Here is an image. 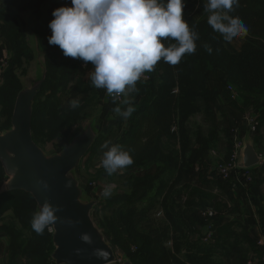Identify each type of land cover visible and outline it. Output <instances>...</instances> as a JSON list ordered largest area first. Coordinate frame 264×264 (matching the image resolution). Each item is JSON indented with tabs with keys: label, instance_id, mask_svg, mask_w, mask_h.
Masks as SVG:
<instances>
[{
	"label": "trees",
	"instance_id": "1",
	"mask_svg": "<svg viewBox=\"0 0 264 264\" xmlns=\"http://www.w3.org/2000/svg\"><path fill=\"white\" fill-rule=\"evenodd\" d=\"M206 2L207 0H185L184 19L200 37L196 41V52L186 54L176 66L159 62L154 71L146 73V80L137 82L138 91L131 94L135 111L128 118V127L117 139V144L131 150L134 163L130 166V171L133 167L143 168L148 173L151 169L158 171L155 176L146 174L149 177V185L138 198L147 199L149 202L159 193L162 197V208L171 221L170 224L180 222L182 225L184 219H190L192 209L189 205L191 203L196 207V198L201 199L197 205H205L203 200L207 193L201 189L194 188L192 197L187 199L183 206L177 201L180 190L172 191L173 186H169L165 194L161 193L163 181L160 176L168 173L173 177L184 169L188 172L193 168L191 156L186 160L174 145L178 141L181 143L182 138H187L185 129L181 127L188 116L198 111L196 101L199 98L211 100L217 93V87L206 81L207 74L218 68L224 75L218 81L222 83V94L225 98L231 104H236L238 100L230 99L234 90V99L239 97L246 102L253 101L260 109L259 120L264 116V0H239V7L231 15L241 17L249 25V31L244 35L240 46L230 50L224 46L223 37L208 24L209 13L204 11ZM51 3L52 0H0V32L8 52V61L0 81V117H3L1 130H7L11 125L15 98L21 88L18 70L24 64L28 65L35 57L24 30L20 28L19 15L15 10L30 8L34 12H41L46 23ZM46 27L45 24V29L36 33L38 48L43 52L44 78L32 100L30 128L35 143L49 141L58 136H68L66 134H69L75 123L91 116L89 106L93 104L95 96L101 95L100 89L92 85L90 78H85L86 68L93 65L89 63L83 67L82 60L65 57L58 46L50 45L49 37L52 33ZM206 44L212 48L211 53L205 49ZM68 83L71 84L69 88ZM223 84H230L234 89L227 90ZM66 88L69 94L80 101L79 107L73 109L70 103H61L57 94ZM109 100L113 102L114 108L121 107L118 106L119 101L114 102L113 98ZM117 119H109V123L115 121L120 128L124 120ZM177 119L180 123L179 131L182 133L180 138H176L175 130L172 129ZM108 128L109 126L104 129ZM102 130L98 131L99 134L90 147L97 146ZM213 139L214 136L209 135L203 142L207 145ZM172 141H175V144ZM166 147H169L170 151L164 153ZM202 166L206 167L204 164ZM204 167L201 168L203 172L207 169ZM253 177L251 173L249 185L255 183ZM5 178L0 162V184ZM137 191V188H133L130 193L119 196L118 201L127 200L129 194L135 197ZM193 194L198 197L195 198ZM150 207L152 206L146 208L149 210ZM9 209L12 210V216L3 222L2 218ZM36 211V201L30 193L16 189L0 192V232L9 240L6 246L7 264H55L51 258L54 249L51 233L46 229L43 235H38L32 228L31 221ZM194 224V221L191 224L185 223L190 226V230L181 232L179 236L174 229L171 235L164 234L166 238L163 240L155 241L148 234L142 233V238L132 239L135 250L128 254V261L130 264H181L179 261L175 262L176 253L181 246L203 250L210 240L199 244L187 239L190 232L196 231ZM125 226L129 231V226ZM194 234L191 233L190 237ZM167 239L171 240L170 248L165 246Z\"/></svg>",
	"mask_w": 264,
	"mask_h": 264
},
{
	"label": "clouds",
	"instance_id": "2",
	"mask_svg": "<svg viewBox=\"0 0 264 264\" xmlns=\"http://www.w3.org/2000/svg\"><path fill=\"white\" fill-rule=\"evenodd\" d=\"M184 7L185 0H167L166 3L164 0H71V6L54 10V19L49 24L52 30L49 44L58 46L65 57L80 59L85 65L91 63L92 85L106 89L114 102L127 105L124 110L114 109L127 120L135 111L131 94L138 91L137 82L146 78V73L154 71L161 61L176 66L186 54L196 52V41L200 37L184 19ZM238 7L239 0H207L205 3L208 24L229 43L249 31V25L241 17L231 15ZM205 49L212 52L207 44ZM70 106L77 108L80 101L73 99ZM102 147L107 150L101 164L108 175L134 163L130 149L111 142H105ZM38 184L48 188L45 181ZM66 187H71L70 181ZM114 190L115 185L109 184L102 195L110 197ZM59 210V205L54 207L45 200L33 215V230L38 235H43L46 229L51 231L60 219L56 215ZM81 239L93 243L88 233L82 234ZM93 255L104 258L106 253L94 249Z\"/></svg>",
	"mask_w": 264,
	"mask_h": 264
},
{
	"label": "rangeland",
	"instance_id": "3",
	"mask_svg": "<svg viewBox=\"0 0 264 264\" xmlns=\"http://www.w3.org/2000/svg\"><path fill=\"white\" fill-rule=\"evenodd\" d=\"M67 1L66 6H71V0H65ZM64 3V2H63ZM52 8V7H51ZM55 9H50L47 22L45 23V18L42 15V18L39 19L34 25L32 26V20H27V26L20 27L24 30L25 34L27 30L29 40L32 44V46H35L33 50L35 51V58L33 60H30L27 64H24L19 70V81L21 88H30L32 84L35 82L36 77L38 76V73L42 72V65H43V52L40 51L41 49L38 48L37 41H35V35L38 32H42L46 28L48 30L49 25V17L51 13ZM209 15V14H208ZM2 23V21H0ZM0 23V24H1ZM29 24V25H28ZM50 30V29H49ZM35 35H34V33ZM33 35L35 36L33 38ZM32 38L34 40H32ZM244 39V35L241 37H236L232 42H226L224 41V46L227 49H234L238 48L240 44L242 43ZM31 46V45H30ZM6 48L5 40L0 32V81L3 71L6 68V64L8 61V52H2L1 50H4ZM217 55L220 57V54L217 53ZM82 66V62H81ZM88 67L86 68V70ZM94 71L93 66H91L90 71L85 74V78H90V73ZM222 76H224L218 68H215L214 71L207 74L206 81L208 84H214L219 92H220V86L222 83L218 81V79H222ZM144 80V79H141ZM71 84L68 83L67 87L69 88ZM209 85V86H210ZM230 84H223V87L227 90H233L234 88ZM68 88L63 90V92H59L57 95L59 96V100L62 104H69L73 99V95L68 93ZM18 91V92H19ZM17 92V93H18ZM101 95L99 97L95 96L92 100V103L89 106V112L91 113V116L86 117L85 119H81L77 123L74 124L73 129L69 132V134H66L68 136H58L53 138L49 141H43L35 143L38 146L39 151L41 152L42 156L47 160H55L58 158H66L71 154V150H74L75 148H78L82 141H79V135L82 133V130L84 127H86L88 124L92 128L96 127V135L99 134L98 131L102 130V135L100 136V140L97 142V146L95 148L88 147L82 155L79 156V158L75 161V164L72 165L71 171L69 175H71L72 181H71V188H76L79 197V202H82L83 205L89 206L88 210H86V216L90 219L92 225L96 228V230L99 231L103 242L112 248L114 256H120L123 258V260L128 261V254L134 252L135 247L132 244V239L134 238H142V233H146L150 236V238H153V240H163L166 238L164 234L172 233L174 229H176V224H170V220L166 217V214L162 208L161 205V195L159 196V193L157 194V197H154L153 201L145 200V202H142L139 200V195L141 192H143L144 188L149 185V177L148 176H154L158 174V171H154L155 169H151L148 173L147 170L140 168V167H133L131 171L129 170L130 167L119 171L113 175H108V173L103 168L101 161L103 159V154L107 149H104L102 146L105 142H111L112 144H117V139L120 138V136L123 134V127H125V120L122 116L118 115L114 112V105L113 102L109 99L112 97L107 93L106 89H100ZM234 90L232 91V93ZM57 96V97H58ZM235 98V96H234ZM243 98L237 97L236 105H230L232 109V115L228 116L227 120L223 123L228 124V122H234L240 121V125H243V122L246 119L253 118L255 121L257 120L258 126L256 130L252 133L248 130L247 125L246 128L243 127L241 130V133H245V135L242 137L241 140V147L245 144V142H250L254 139H257L256 137L258 132H263L264 127L259 131V112L260 109H258V105L255 104L253 101L246 102L245 100H242ZM206 100V99H205ZM208 101L203 102L200 98L196 101L197 107L201 110V113L195 112L194 114L188 116L181 128L185 129V136L187 137L182 138L181 143L178 141L176 142L175 147H178L177 150H179V153L183 155L186 160L190 157V152L194 148L205 147L204 144V138L207 137L208 131L203 130L205 128L203 126V121L212 119L213 118H220L221 113L217 114L215 113H204V109L207 108L205 105L209 103L211 107H217V102H213L210 99H207ZM199 104V105H198ZM121 105V109L124 110L127 105L119 103L118 106ZM230 110V109H228ZM264 110V109H263ZM199 111V110H198ZM262 111V110H261ZM212 114V115H211ZM235 114H238L235 116ZM239 116V117H238ZM120 119L124 120L122 121L120 128L114 121L113 123H109V119ZM117 119V120H118ZM241 119V120H240ZM3 121V117H0V124ZM92 121V123H91ZM202 123L203 128H199L196 124ZM264 123V120H263ZM231 124V123H230ZM179 119L175 121V123L172 126V129L175 130V136L176 138L181 137V131H179ZM196 125V127H195ZM109 126L108 130H105L104 128ZM225 127V126H224ZM222 130L227 133L225 128H222ZM4 130L0 129V133H2ZM220 133L222 131L220 130ZM251 138V139H250ZM236 143H238V140L234 139ZM262 140V139H261ZM263 141V140H262ZM175 142V141H174ZM172 141V143H174ZM231 142V141H230ZM187 143V144H186ZM251 143V142H250ZM164 144V142H163ZM175 144V143H174ZM200 144V145H199ZM231 145V144H230ZM235 142L233 141L232 149L234 148ZM252 147L253 144L251 143ZM185 147V149H183ZM255 150V147H253ZM172 149V147H171ZM169 150V147H166L164 149V153H167ZM184 151V152H183ZM256 151V150H255ZM226 153V152H225ZM12 159V157L10 156ZM225 161H219L216 162V168L219 164L224 163ZM185 167V166H184ZM196 166L194 165L193 168ZM204 166H202L203 168ZM207 167V166H206ZM204 167V168H206ZM198 169V168H197ZM185 171V169H184ZM195 174L197 172H193ZM198 171V170H197ZM201 172L203 171L200 170ZM208 171L207 169L204 171ZM132 175H131V173ZM148 173V174H147ZM151 173V174H150ZM146 174L148 176H146ZM251 174V173H250ZM162 178V188L163 190L161 193L166 192L169 186H173L172 191H175L179 187L178 185H175V174L173 177H170L168 173H163L161 176ZM184 180H188L187 182H196L200 183L198 181L199 177L194 179L193 176L189 177L187 174L183 175ZM8 177L1 182L0 189L3 183L7 181ZM147 179V180H146ZM229 179V178H228ZM144 180H146L144 183H142ZM190 180V181H189ZM148 183V184H147ZM109 184L115 185V190L113 194L110 197L105 198L102 193L105 187H107ZM182 184V181H181ZM143 185V187H142ZM183 187V186H182ZM133 188H137V194L134 197H131L129 194V198L127 200H121L118 201L119 196L126 195L130 193V191ZM248 189V188H246ZM245 189V190H246ZM131 197V198H130ZM196 204L200 203L198 200H195ZM214 206H211V208L206 207V205H197L199 211L204 209H216L218 204H211ZM147 206H152L149 208V210L146 208ZM147 209L145 211L144 209ZM121 209V210H120ZM121 211V213H119ZM12 216V210L9 209L5 213L4 217L2 218V221L5 222L8 220V217ZM129 226L130 230H126V226ZM198 225V224H197ZM147 228L144 229V228ZM182 227V226H181ZM202 230H198L199 233L204 234L206 231V227H201ZM145 230V231H144ZM147 231V232H146ZM148 238V237H147ZM2 244V243H1ZM165 246L167 248L171 247V240L165 241ZM4 248V246H3ZM6 248V247H5ZM6 250V249H4ZM6 252L2 251V262L5 260ZM124 261V262H125ZM2 262L0 264H2ZM7 264V262H6Z\"/></svg>",
	"mask_w": 264,
	"mask_h": 264
},
{
	"label": "crops",
	"instance_id": "4",
	"mask_svg": "<svg viewBox=\"0 0 264 264\" xmlns=\"http://www.w3.org/2000/svg\"><path fill=\"white\" fill-rule=\"evenodd\" d=\"M66 4L67 1L65 2V0H52L51 9H57L66 6ZM15 11L19 15L20 27L23 28L27 26L28 19L32 20V26L34 27L35 23L42 18L41 12H34L30 8H16ZM25 31L28 44L29 46L31 45L30 47L33 50L35 46H32L28 39L27 30ZM34 35L33 38L36 36ZM33 38L32 40H34ZM35 41H37L36 37ZM1 51L6 52L7 50L4 49ZM33 53L36 55L34 50ZM90 69L91 67L85 71L86 74ZM219 89L220 92L217 88L215 97L211 99V101L217 102L218 106L211 107L209 102L205 105L207 108L204 109V113L217 114L218 112L221 113V117L213 118V120L202 119L205 128L202 127V123L196 124L199 128L208 131L207 137H209V135L214 136L213 141L207 145L205 144V147L202 149L194 148L190 152L192 166H196V170L194 168L192 169L194 170L193 172L197 173L193 174L191 170L175 174V185H178L180 182L177 186L179 187L178 190H180L177 198V201L179 200L180 202L179 204L183 206L184 202L192 197V190L196 188L207 193V196L203 200L206 207L211 208V206H214L211 205L212 203L218 204L219 206L214 210L212 209L215 216L205 220L200 215L201 210L199 211L198 207H194V205L190 203L189 206H191L190 208L192 209L190 219H184L182 221L184 225H181L180 222L176 224L175 228L177 234L180 236L181 232L190 230V226H186L185 223L191 224V222L193 223L194 221L196 224H194V229L196 231L190 232L187 239H192V242L199 244H201L200 242H207L209 239L210 240L206 244L203 243L206 246V249L203 250H197L194 249V247L187 249L181 246V249L176 253L175 262L179 261L181 264H264V131L258 132L256 135L258 138H253V140L250 141L253 147H255L259 157V162L257 164L247 168V172L253 174L255 183L249 185V182L246 183L238 174H232L229 179L221 178L217 173V168L215 166L216 162L226 161L229 158L234 139L242 140V137L245 135L244 132L241 133V130L243 127L246 128V123L244 121L243 125H240V121H236V123L228 122V124H223L228 116L232 115L233 108L230 105L234 104H231L222 94L223 88L221 86ZM234 96L236 97L235 92L230 94V99L236 101L237 99H234ZM202 101L205 102L208 100ZM198 110L197 112L201 113L199 108ZM237 115L238 114H235V116ZM263 120L264 116L261 121L259 120V131L264 127ZM127 127L128 119L125 120V127H123V130ZM222 128H225L227 133H225ZM220 130L222 133H220ZM175 148L178 149V147ZM203 164L208 167V171H202V173L200 170ZM184 174H187L189 177L193 176L194 179L199 177L198 181L200 183H188V180H184ZM193 196L195 198L198 197L194 194ZM139 200L145 202L147 199ZM196 200L201 201L199 198H196ZM195 206H197L196 203ZM180 225L182 227H180ZM201 227H206L204 234H200L198 231L202 230ZM144 229L147 230L146 227ZM191 233L195 234L190 237ZM206 234H209V238L204 240ZM8 241L5 234L0 232V254H2V251L6 252L4 249H6L5 247ZM186 254L187 256H185ZM1 262L2 255H0V263ZM6 262L7 256H5V260L2 264H6Z\"/></svg>",
	"mask_w": 264,
	"mask_h": 264
},
{
	"label": "water",
	"instance_id": "5",
	"mask_svg": "<svg viewBox=\"0 0 264 264\" xmlns=\"http://www.w3.org/2000/svg\"><path fill=\"white\" fill-rule=\"evenodd\" d=\"M41 67L43 71L38 73L32 86L24 87L17 93L11 125L0 133V162L5 176L8 177L0 192L24 190L34 197L37 210L45 200L54 207L60 206L56 213L60 219L52 226L51 232L54 244L51 258L55 264H111L115 259L113 250L103 242L99 231L86 216L89 206L79 202L76 188L66 187L73 178L69 175L72 165L92 144L97 126L92 128V125L88 124L84 127L79 135V141L82 143L78 148L71 150V154L66 158L61 157L52 161L42 156L32 139L30 128L32 100L44 78L43 65ZM258 162L257 152L250 142H245L238 160L239 167L248 168ZM41 180L47 182V189L38 184ZM68 221L78 223L70 224ZM84 233L91 235L92 244L82 241L81 235ZM94 249L103 250L106 256L97 258L93 255ZM123 264L130 262L125 261Z\"/></svg>",
	"mask_w": 264,
	"mask_h": 264
},
{
	"label": "built area",
	"instance_id": "6",
	"mask_svg": "<svg viewBox=\"0 0 264 264\" xmlns=\"http://www.w3.org/2000/svg\"><path fill=\"white\" fill-rule=\"evenodd\" d=\"M53 12L51 13V15L49 17V21H48L49 24H50L51 20L54 19ZM48 27H49V25H48ZM49 29H50L49 32L52 33V30L50 27H49ZM82 66L86 67L84 62L82 63ZM145 76H146V78H142V79L146 80L148 78L147 74H145ZM144 80H140V81H144ZM245 123L248 127V130L252 133L256 130V128L258 126L257 120L255 121L253 118L246 119ZM236 140H238V143H236V141L234 140L235 145H234V148L232 149V151L229 155V158L224 163L218 165L217 173L223 179L229 178L232 174H238L243 178V180L246 183H248L250 181V174L247 172L246 168H241L238 165V160H239V157L241 155V148H242L241 147V140H239V139H236ZM200 215L203 219L207 220V219L215 216V213L212 209L207 208V209L201 210ZM48 231L50 233L52 232V230L51 231L48 230ZM205 237L206 238H204V240L208 239L209 234H206ZM123 263H124V260L122 257L115 256V259L111 264H123Z\"/></svg>",
	"mask_w": 264,
	"mask_h": 264
}]
</instances>
